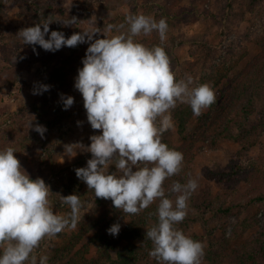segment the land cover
I'll use <instances>...</instances> for the list:
<instances>
[{
  "label": "rangeland",
  "instance_id": "obj_1",
  "mask_svg": "<svg viewBox=\"0 0 264 264\" xmlns=\"http://www.w3.org/2000/svg\"><path fill=\"white\" fill-rule=\"evenodd\" d=\"M137 13L151 15L157 21L166 18L169 29L162 46L177 78L190 74L195 84L209 83L217 99L211 109H204L203 120H189L185 138L178 133L172 109L174 127L162 136L164 143L184 156L181 171L164 182L169 185L166 195L173 200L178 195L170 191L174 181L186 183L195 178L198 182L188 200V214L177 227L203 242L202 264H239L234 257L246 243H254L258 249L264 246V202L259 200L264 198V184H260L264 181V86L253 92L252 87L246 89L243 84L251 65L264 55V0H0V145L16 150V157L31 179L40 177L50 185V206L58 214L70 212V205L60 195L76 193L75 188L84 184L76 194L85 202L80 213L87 227L77 224L45 237L35 253L37 257L49 253L64 264L76 251L86 252L88 247L87 259L96 260L100 251L95 218L107 212L113 215L115 206L111 199L97 198L75 172L92 158L86 148L91 143L89 137L100 134L88 122L82 94L74 87L78 69L83 67L82 58L93 41L53 52L23 44L17 34L47 18L52 22L48 35L57 30L68 37L98 27L101 32L94 34L93 40L104 38V34L110 38L117 32L107 31L108 24H123L120 31H127L126 17ZM70 17L77 22L64 25ZM136 39L149 47L161 43L156 32ZM41 84L51 87L34 94ZM62 94L74 98L67 109ZM241 98L249 99L252 103L247 101L248 106H253L244 120V133L234 130L230 138L214 144L229 120L232 105ZM37 124L46 127L43 135L35 131ZM22 137L28 139L25 146L20 141ZM241 137L255 144H248L250 148L245 151L238 142ZM77 142L84 147L75 146L69 155L65 146ZM112 165L110 172L116 170ZM251 165L257 171L249 181L252 171L246 168ZM158 203L157 200L150 207L157 209ZM119 224L118 235L127 227L128 219ZM118 235L111 237L118 240L117 248H122L128 243ZM145 248L149 253L151 248L144 245L141 250ZM55 249L60 252L55 253ZM148 255L142 252L137 264H146L149 259V264H161Z\"/></svg>",
  "mask_w": 264,
  "mask_h": 264
},
{
  "label": "clouds",
  "instance_id": "obj_2",
  "mask_svg": "<svg viewBox=\"0 0 264 264\" xmlns=\"http://www.w3.org/2000/svg\"><path fill=\"white\" fill-rule=\"evenodd\" d=\"M126 20L127 31H120L123 24L107 25V31L117 32L110 38L104 34V38L93 40L94 34L101 32L98 27L68 37L57 30L48 35L52 22L47 18L22 28L17 35L23 44L53 52L93 41L82 58L74 87L82 94L88 122L100 134L89 137L91 143L86 148L92 158L86 167L75 169L76 175L96 197L111 199L115 208L127 213H138L158 200L157 222L145 232L153 243L149 255L161 264H202L203 242L177 227L188 214V200L198 182L195 178L186 183L174 181L170 191L178 195L175 200L166 195L164 182L181 171L184 156L164 143L162 136L174 127L172 109L178 102L187 103L194 115H200L215 102V90L209 83L195 84L190 74L177 78L162 46L169 29L166 18L157 21L137 13ZM76 22L70 17L63 24ZM153 32L160 44L149 47L136 39ZM50 87L41 84L34 94ZM61 99L65 109L74 103L72 96L62 94ZM46 130L43 125L35 126L41 135ZM77 145L84 147L79 142L69 144L66 152L71 155ZM15 153L11 146L0 149V264H48L49 256L38 258L35 250L45 237H53L66 227L75 228L85 202L76 193L59 194L70 205V212H54L50 185L40 177L31 179ZM113 162L116 170L110 172ZM120 228L114 223L107 231L118 235Z\"/></svg>",
  "mask_w": 264,
  "mask_h": 264
},
{
  "label": "trees",
  "instance_id": "obj_3",
  "mask_svg": "<svg viewBox=\"0 0 264 264\" xmlns=\"http://www.w3.org/2000/svg\"><path fill=\"white\" fill-rule=\"evenodd\" d=\"M246 81L244 84L245 88L248 89L249 87H252V91L256 92L259 88H263L264 86V55H261V58L259 57L257 62H254L249 70V73L246 75ZM247 101H250L247 98H241L238 99L236 102L231 107V110L229 111L230 115L229 117L227 116V119L229 120L226 121V125L224 129L218 132L216 135V139L214 140L215 142H218L222 139L230 138L232 136V131L234 130H243L244 129V120L248 119L250 113H252L253 106H248ZM217 102V99H215V102L209 106L208 108L211 109ZM251 102V101H250ZM252 103V102H251ZM174 117L177 122L178 126V133L182 138L186 137V129H187V124L189 120L193 118H198L203 120V118L206 116L204 114V110H202L200 115H194L190 105L187 103H181L179 106L175 107L173 110ZM226 120V118H225ZM45 122V120L43 119ZM53 125L51 124V127ZM264 126V121H262V126ZM258 127V126H257ZM260 127V128H261ZM244 131H242V134ZM31 134L28 136V138H31ZM28 139H20L21 142H27ZM12 142H14L12 140ZM238 142H240V145L246 150L250 148V145L255 144L253 141H245L241 137V139H238ZM25 146V143L23 144ZM0 149H5L4 145H0ZM244 151V154H245ZM19 159V158H18ZM21 163V159H19ZM114 165L113 168H115V162H113ZM236 168H239L236 167ZM237 170V169H236ZM246 171H252V173L249 174V181L250 179L255 175L257 169L254 167V165H251L246 168ZM235 172V170H234ZM262 180V177H259L258 181L260 182ZM264 184V181L261 182L260 184ZM252 186H255V182H251ZM263 186V185H261ZM84 187V184L81 183L79 184L74 192L80 193L82 188ZM164 187L168 188L169 185L164 183ZM91 191H93L91 189ZM98 198V197H97ZM59 199V198H58ZM260 202H264V198L260 197L259 198ZM222 209H219L221 211ZM121 209L115 208V212L113 215H110L108 212L107 213H102L101 216L97 219L95 218V226L98 228L95 233L96 237V244L98 248L99 257L96 258V260L92 261L87 259V255L89 249L87 247V251H76L75 255L73 258L70 259L69 262H65L64 264H137V262L141 259L142 252L144 254H149L146 251V248L144 251H142V246L146 245V247H150L151 249L153 248V243L152 241L145 236V232L157 222V215L156 209L151 208L150 206L148 208L143 209L142 211L132 214V213H127V214H122ZM124 218L128 219V225L125 228V230L119 234L118 236L120 238H124L127 240V245L123 246L122 248H117V243L118 240L114 239L113 237L115 235L110 234L107 229L114 224V222L117 223H122ZM77 224L81 225L82 227L86 228L87 227V221L85 218H83V215L79 213V219ZM93 228V227H91ZM86 233L89 232L88 229L85 231ZM83 236V235H81ZM113 236V237H111ZM135 242H138L136 244ZM264 244V243H263ZM74 248V247H71ZM54 250V249H53ZM238 251H241V253H236L235 260L239 264H260L256 263L258 261H263L264 263V246L262 245L260 249H258L254 243H246L244 246H242L241 249ZM59 249H55V253H59ZM49 264H59L61 261H59V258L57 257L52 258L49 255ZM141 256V257H140ZM149 256V255H148ZM39 258V257H38ZM144 259H147L146 256ZM149 259V258H148ZM146 260L147 263L150 261ZM151 264H159V263H151Z\"/></svg>",
  "mask_w": 264,
  "mask_h": 264
}]
</instances>
